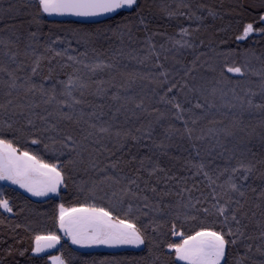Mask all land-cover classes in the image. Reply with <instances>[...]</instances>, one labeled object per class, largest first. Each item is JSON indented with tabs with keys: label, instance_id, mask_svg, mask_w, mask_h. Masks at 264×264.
Returning <instances> with one entry per match:
<instances>
[{
	"label": "trees",
	"instance_id": "1",
	"mask_svg": "<svg viewBox=\"0 0 264 264\" xmlns=\"http://www.w3.org/2000/svg\"><path fill=\"white\" fill-rule=\"evenodd\" d=\"M261 15L264 0H136L101 22L79 23L41 17L28 0H0V59L9 70L21 65L16 75L31 77L46 93L25 94L23 88L9 96V77L0 73L4 138L58 165L65 177L59 194L46 199L0 184V199L12 209L0 208V264H51L52 255H61L65 264H183L168 244L201 229L235 231L216 207L229 199L243 204L245 236L229 243L222 264H264V248L257 250L264 223V107L255 106L264 104V32L237 39L247 23L264 27ZM37 60L40 67L32 75ZM229 66L242 67L244 74L227 73ZM70 77L72 96L81 100L74 110L61 104L68 99L63 93ZM172 84L176 87L168 92ZM166 93L182 105L181 119L173 104L161 102ZM52 96L56 99L47 102ZM197 102L204 107H195ZM29 119L35 128H29ZM6 124L18 131L9 132ZM101 127L109 131L101 133ZM67 135L77 143L64 147ZM114 163L118 167H108ZM240 163L252 169L246 180L242 172L232 173ZM200 164L204 168L197 174L194 165ZM107 176L121 178V184ZM124 177L140 185V199H123L132 204L131 218L144 232L142 247L79 248L61 238L51 253L35 251L36 236H61V205H94L125 218L127 204L118 203L121 186L127 187ZM230 182L241 186L243 197ZM173 224L182 237L172 234Z\"/></svg>",
	"mask_w": 264,
	"mask_h": 264
},
{
	"label": "snow or ice",
	"instance_id": "2",
	"mask_svg": "<svg viewBox=\"0 0 264 264\" xmlns=\"http://www.w3.org/2000/svg\"><path fill=\"white\" fill-rule=\"evenodd\" d=\"M39 11L45 14H71L75 16H94L102 13H111L115 12L118 9L124 7H132L136 0H37ZM259 20L264 23V15L259 17ZM253 31L264 32V27L254 29L253 23H247L243 27L242 35L238 36V40L246 39L249 34ZM183 33H187V29L182 30ZM32 36L35 37L36 33H32ZM57 56L62 53L56 52ZM69 59H74L69 57ZM16 57L13 54L10 57V61L15 63ZM21 65H17L16 69L9 70L2 59H0V73H7L9 77L8 87L9 92L7 95H12V90L19 91L20 89L26 88V93H34L40 91L41 94H46L42 86H37L34 83H31V77L23 79L16 75V71L21 70ZM40 64L37 60L34 65L31 67L32 75H36L39 70ZM99 67V65H97ZM227 73H234L243 75V69L240 66H229L226 68ZM166 75V73H162ZM74 86L72 78H69L68 85L66 86V91L63 93L68 99L61 102L63 106L68 107L69 109L74 110L75 105H79L81 100L75 99L72 96L71 88ZM83 87V85H81ZM176 85L172 84L168 87L167 91L172 92L173 88ZM187 87V85H184ZM54 91V89H53ZM167 93L165 96H161V102L173 104L178 110L177 118L181 119L179 115L184 109L182 105L178 102L174 103L172 99H167ZM118 98V97H114ZM56 97L52 96L49 98V101L55 100ZM71 100V103L68 102ZM9 105L12 101H8ZM249 106L253 105V101L249 99L247 101ZM211 106V105H209ZM256 107H264V104L255 105ZM5 106L0 104V109H3ZM137 107H142V105L137 104ZM195 107L202 108L204 105H201L199 102L196 103ZM62 111V109H61ZM95 115V113H92ZM63 118L72 119V116L68 113H63ZM42 120L46 122V117H41ZM193 123L196 121L193 120ZM187 124V122H185ZM29 128H35L32 120H28ZM91 128H95L96 125H90ZM6 128L9 132L15 133L18 129H15L12 124H6ZM50 129L55 131L56 126L51 125ZM49 128H44L43 131L47 133ZM186 132L188 133L189 138L192 137V130L186 127ZM101 133H107L109 131L106 127H101L99 129ZM6 135L4 131V126H0V180H9L13 184H18L21 188L26 189L28 192L32 193L34 196H44L48 193H55L58 191L61 185L65 182L64 172L61 167L56 164H49L44 162L38 156L31 154L29 151H20L17 147L14 146L13 142L4 138ZM92 135L91 132L84 137L87 140ZM120 133H117L119 136ZM52 139V137H49ZM64 147H67L68 144L75 145L77 142L73 139L72 136H65ZM33 144L41 143L40 139H33ZM47 147V145H45ZM75 151V148L73 149ZM199 155V153H197ZM143 163V162H141ZM109 168H116L118 164L114 163L108 166ZM198 168L199 171H203L204 165H194ZM105 171V170H102ZM252 171L251 167L240 163L238 167L232 169L233 175L238 172H242L241 178L246 180L248 174ZM154 173H150L152 175ZM205 176L208 175L207 172L204 173ZM113 184H121V178L115 176L106 177ZM123 179L127 180V187L121 186L120 190V199L118 203L123 206L127 204V211L124 213L125 218L121 219L119 217H114L112 212L106 210L103 207L91 206H81L79 208L66 209L63 205L60 206L59 212V226L62 230L65 231L67 235L72 238L74 244L80 245H93V244H103V245H134L140 246L145 243V235L140 227H137L136 222L131 218L133 215L132 204L123 197H132L140 199L139 192L140 185L137 183L136 179H129L124 177ZM135 186V187H133ZM230 188L238 192L241 197L244 196V192L241 190V186H238L235 182H230ZM153 192L156 191L155 188L152 189ZM107 196L108 193L105 192ZM112 195L117 196L116 192H113ZM261 197H264V192H262ZM213 199L219 200V197L213 196ZM144 201H147V197H143ZM232 203H235L236 207H230ZM144 207H148L147 202L144 203ZM217 212L220 216L224 217L225 224L235 225V231L230 226L228 232L224 233L223 231H215L211 229H201L200 231L195 232L194 235H189L183 238L181 243H171L168 244V248L174 250L175 256L178 260L184 261L185 264H221L225 259L226 247L229 243L235 244L236 239L244 237L245 233L241 230L242 222L241 215H247L243 212V204L239 201H232L229 199L226 205H217ZM0 208L5 209L8 212H11L12 209L9 206L8 200L0 199ZM204 212L207 213L208 209L205 208ZM260 233L259 240L260 245L257 248L259 251L261 248H264V223L259 225ZM173 231L172 234L183 235L175 231V224L172 225ZM231 236L233 239L227 240L225 236ZM59 237L55 234H49L47 236H36L35 237V251L40 252L44 247H52L55 243L59 242ZM252 239V237H248ZM43 242V243H42ZM251 245H248V251H251ZM58 260V264H63V261H60L59 258H54ZM237 264H243V261H238Z\"/></svg>",
	"mask_w": 264,
	"mask_h": 264
},
{
	"label": "rangeland",
	"instance_id": "3",
	"mask_svg": "<svg viewBox=\"0 0 264 264\" xmlns=\"http://www.w3.org/2000/svg\"><path fill=\"white\" fill-rule=\"evenodd\" d=\"M28 1L31 3L34 12H35L36 14H38L39 16H41V17L60 18V17H63V16H64L63 14H51V15H49V14L42 13V12L39 11L37 0H28ZM126 8H129V7H124V8H122V9H126ZM0 184H9V185H12L13 187H15V188H17V189H19V190H21V191L27 193L28 195H30L31 197H33V198H35V199H46V198H48V197H50V196H56V195L59 194V191H60V189H61L62 186H63V185H61L60 188L58 189V191L55 192V193H48L47 195H44V196H34V195H32V193L28 192L26 189L21 188L18 184H13V183H12L11 181H9V180H0ZM79 207H81V206L64 207V208H66V209H71V208H79ZM85 207H87V206H85ZM4 210H5V209H4ZM5 211H6V210H5ZM7 212H8V211H7ZM59 212H60V209H59ZM59 228H60V226H59ZM60 232H61V236H58L60 239H61V238L69 239L70 242H71L73 245H75V246H77V247H79V248H84V247L96 248V247L101 246L100 244H93V245H80V244H74V243L72 242V238H71L69 235H67V234L65 233V231L62 230L61 228H60ZM177 236L182 237L181 235H177ZM60 239H59V241H60ZM182 239H183V238H182ZM181 242H182V241H181ZM57 245H58V243H55V247H54V249L56 248ZM123 246L129 247V248H135V249H137V248L142 247L143 245H140V246H134V245H117L116 247H123ZM170 250H172V249H170ZM54 258H59V260H60V261H63V264H65V262H64V260H63V258H62L61 255H52V256L50 257L51 264H58V260H56V259H54ZM179 261H180V260H179ZM180 262H182L183 264H185L184 261H180ZM222 262H223V261H222ZM222 262H221V264H222Z\"/></svg>",
	"mask_w": 264,
	"mask_h": 264
},
{
	"label": "water",
	"instance_id": "4",
	"mask_svg": "<svg viewBox=\"0 0 264 264\" xmlns=\"http://www.w3.org/2000/svg\"><path fill=\"white\" fill-rule=\"evenodd\" d=\"M122 9V8H121ZM121 9L116 10L115 12H111V13H102L99 15H94V16H75V15H71V14H63L65 17L74 20L76 22L79 23H97V22H101L107 18H110L111 16L117 14ZM43 243V242H42ZM102 247H113V246H109V245H103L100 244ZM117 246V245H114ZM55 244L52 247H44L40 253L41 254H49L54 250Z\"/></svg>",
	"mask_w": 264,
	"mask_h": 264
}]
</instances>
